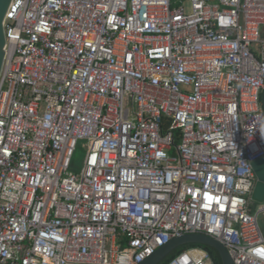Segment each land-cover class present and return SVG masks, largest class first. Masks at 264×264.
Masks as SVG:
<instances>
[{"label": "built area", "instance_id": "built-area-1", "mask_svg": "<svg viewBox=\"0 0 264 264\" xmlns=\"http://www.w3.org/2000/svg\"><path fill=\"white\" fill-rule=\"evenodd\" d=\"M3 28L0 264H139L185 233L264 264V0H11Z\"/></svg>", "mask_w": 264, "mask_h": 264}, {"label": "water", "instance_id": "water-1", "mask_svg": "<svg viewBox=\"0 0 264 264\" xmlns=\"http://www.w3.org/2000/svg\"><path fill=\"white\" fill-rule=\"evenodd\" d=\"M11 0H0V73L4 61L5 34L3 20ZM261 104L264 111V87L261 93ZM253 169L257 177L253 197L257 200H264V156L253 162ZM186 243H200L215 248L220 257L222 264H233V261L227 252L225 246L218 240L203 233H185L173 237L166 244L157 248L151 255L146 257L139 264H158L167 254L176 247Z\"/></svg>", "mask_w": 264, "mask_h": 264}, {"label": "rangeland", "instance_id": "rangeland-1", "mask_svg": "<svg viewBox=\"0 0 264 264\" xmlns=\"http://www.w3.org/2000/svg\"><path fill=\"white\" fill-rule=\"evenodd\" d=\"M87 152L86 142L85 141H79L78 146L76 148L75 154L72 159V164L70 167V171L79 174L83 169V160L85 158ZM253 210L258 208L264 201L257 200L253 197ZM258 226L261 230V232L264 235V216L260 215L258 217Z\"/></svg>", "mask_w": 264, "mask_h": 264}, {"label": "trees", "instance_id": "trees-1", "mask_svg": "<svg viewBox=\"0 0 264 264\" xmlns=\"http://www.w3.org/2000/svg\"><path fill=\"white\" fill-rule=\"evenodd\" d=\"M262 35L264 36V29H263ZM192 246H198L206 250L213 264H222L221 257L215 248L205 245V244H200V243H186V244L180 245L176 247L174 250H172L169 254H167L158 264H167L177 253L181 252L185 248L192 247Z\"/></svg>", "mask_w": 264, "mask_h": 264}]
</instances>
